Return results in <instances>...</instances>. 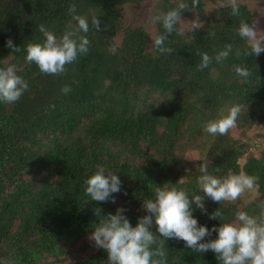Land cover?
<instances>
[{
  "label": "trees",
  "instance_id": "obj_1",
  "mask_svg": "<svg viewBox=\"0 0 264 264\" xmlns=\"http://www.w3.org/2000/svg\"><path fill=\"white\" fill-rule=\"evenodd\" d=\"M139 1L0 0V69L14 65L29 84L19 101L0 102V264H107V253L88 239L100 220L123 207L135 227L148 215L143 201L155 198L156 186L170 183L189 198L203 196L197 185L202 163L217 177L229 170L258 177L257 190L264 195V150L241 162L246 153L231 130L215 135L209 145L201 139L208 120L240 103L245 109L236 127L255 137L254 149L264 146V132L258 134L264 130V52L235 55L247 46L237 32L240 21H257L251 8L238 2L240 15L232 16L226 3L208 15L205 2L215 0H199L195 11H187L202 25L186 33L177 25L179 34L165 42L173 51L161 53L148 48L145 27L126 21L125 8ZM185 3L190 9L192 0ZM71 4L89 19V32L81 33L90 41L89 51L61 75L42 74L26 61V46L44 43L41 24L60 36L71 20ZM177 6L163 0L161 9ZM91 14L100 19L102 31L91 25ZM155 29V35H166L162 24L155 23ZM9 39L19 51L7 47ZM225 44L233 47L228 59H213L197 70L199 52L215 57ZM233 65L246 66L250 78L243 81ZM64 85L71 87L68 94L61 91ZM198 144L210 148L199 163L186 161ZM98 168L122 182L115 203L85 195L84 181ZM241 200L220 205L205 198L207 214L193 204V216L211 230L234 221L237 211L259 214L258 204ZM219 208L223 218L209 219ZM150 231L163 239L155 224ZM165 246L168 264H220L212 251L194 252L183 241L167 240Z\"/></svg>",
  "mask_w": 264,
  "mask_h": 264
},
{
  "label": "clouds",
  "instance_id": "obj_2",
  "mask_svg": "<svg viewBox=\"0 0 264 264\" xmlns=\"http://www.w3.org/2000/svg\"><path fill=\"white\" fill-rule=\"evenodd\" d=\"M199 5V0H192L189 4L181 2L174 9L161 12L152 18L153 23L162 24L166 35L153 37L152 45L161 53H171L173 50L165 46L172 33L179 34V25L182 21L181 10H192ZM231 15H240L238 0H230ZM75 4L69 5L71 20L65 25L60 36L48 31L41 24L39 31L43 33L45 41L40 43H29L26 46V61L35 63L40 72L45 75H61L66 71V65L74 63L78 56L85 55L89 51L90 41L86 35L81 33L89 32V19L86 16L76 14ZM75 22V24L73 23ZM91 25L102 31L100 19L91 14ZM199 26H195L197 28ZM238 35L246 42V47L236 49L235 55L240 57H258L264 52V31L258 29V21L248 23L241 20L238 27ZM7 47L19 51L13 41H7ZM233 52L231 44H225L224 49L219 51L215 57L206 52H199L201 61L197 70L203 71L210 64L220 63ZM233 71L247 81L251 72L246 66L233 65ZM29 90V84L22 77L16 75L15 66L7 69H0V102L13 104L20 100L23 94ZM64 94L71 91L70 85H64L61 89ZM245 105L234 103L227 108H221L215 119L208 120L203 125V131L210 135H227L231 129L236 127L240 114L244 111ZM200 175L197 178V185L201 195L189 198L184 190L176 187H154V199L143 201V208L148 215L139 218L138 223L133 227L124 214L126 209L117 208L116 213H109L95 226V231L88 237L94 241L97 249H103L107 253V264H168V256L165 242L167 240L183 241L185 246L194 252L206 253L209 250L216 254L220 264H264V201H259L258 215H249L243 211L235 213L232 222L221 223L219 227L211 230L207 226L199 225L198 220L193 216V207L207 214L205 198L213 202H235L246 191H255L258 187V177L240 172L234 174L229 170L223 177L210 174L208 164L202 163L199 167ZM183 182V178L179 183ZM85 195L91 201L115 203L113 194L121 192L122 182L117 174L109 172L105 174L103 168H98L95 174L85 181ZM126 194V193H125ZM223 218L221 208L214 211L209 219L218 220ZM155 224L157 231L163 239L157 240L150 228ZM217 233L215 239L202 242L206 237ZM155 245V248H153Z\"/></svg>",
  "mask_w": 264,
  "mask_h": 264
},
{
  "label": "rangeland",
  "instance_id": "obj_3",
  "mask_svg": "<svg viewBox=\"0 0 264 264\" xmlns=\"http://www.w3.org/2000/svg\"><path fill=\"white\" fill-rule=\"evenodd\" d=\"M162 2L163 0H140L137 3H133L125 8L126 21L132 25H142L145 27L150 35L149 41V49H152V38L155 37V23H153L152 18L162 12ZM177 4L184 2L185 0H175ZM238 2L246 3L252 10L253 17L258 21V29L260 31H264V0H238ZM230 4V0H215V1H206L205 9L208 15H213L215 11L223 6L224 4ZM181 23L180 28L182 33H186L187 31H192L196 29L195 26H201L202 23L197 14H194L187 10H181ZM198 28V27H197ZM120 41V38H118ZM156 99V98H155ZM258 134H262L264 130L259 128ZM231 134L235 140L240 145L239 149L242 153H246L242 158L241 162H244L251 156L260 157L264 146L262 148L254 149V141L256 140L254 136L251 134H246L243 132V127H234L231 129ZM248 134V135H247ZM247 136L246 137H244ZM203 143L206 142L211 144L214 139L213 135L205 134L204 137H201ZM201 146L200 144L192 147L189 152L186 154L185 160L191 163H199L202 157L209 150V146ZM247 146V147H246ZM246 149V150H245ZM242 199V200H241ZM243 201L247 206H251L253 204H258L259 201H264V195L258 192L257 188L255 191H246L237 201ZM236 202V201H235Z\"/></svg>",
  "mask_w": 264,
  "mask_h": 264
}]
</instances>
